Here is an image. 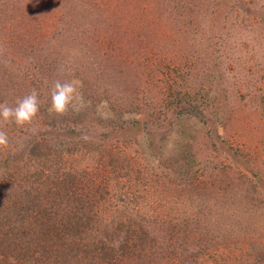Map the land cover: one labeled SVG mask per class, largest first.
<instances>
[{
	"label": "rangeland",
	"instance_id": "1",
	"mask_svg": "<svg viewBox=\"0 0 264 264\" xmlns=\"http://www.w3.org/2000/svg\"><path fill=\"white\" fill-rule=\"evenodd\" d=\"M57 79L83 107L48 111ZM32 89L33 124L3 128L0 264H56L9 238L12 203L81 218L61 263L264 264V0H0V103Z\"/></svg>",
	"mask_w": 264,
	"mask_h": 264
},
{
	"label": "trees",
	"instance_id": "2",
	"mask_svg": "<svg viewBox=\"0 0 264 264\" xmlns=\"http://www.w3.org/2000/svg\"><path fill=\"white\" fill-rule=\"evenodd\" d=\"M7 208H9L8 213H10L13 210L11 215L14 216L15 221L13 219L11 220V216H10L11 222L17 223L16 224V230H14L12 232V236L9 237L11 240L25 239L26 235H28V233L34 232V234L36 235L34 238L35 241H40L42 243L48 244V247L45 249V254L48 253V256L51 257L56 262V264H66V263L70 264V263L66 262L62 257H61L62 263H61V261H59L60 260V258H59L60 256L58 255L59 251H60V253H61V251H66L67 253H70L72 263H74L76 256L75 257H73V256H74V253L77 251L76 243L83 244V242H85V240H86V237H84V236H86L84 229L81 230L79 227L80 226L79 221L81 218H79L78 223H75V225L73 227H71L70 231H64L65 228H62L64 226L63 222L59 221L60 224L56 225L54 217L52 218V220L49 218H44L45 219V221H44V220H42V218L38 219V217H37L38 213H37V215L33 219H31L32 215L29 213V210H28L29 207L25 204H22L20 207V212L23 214H21L19 212H15L14 209L18 208V205L16 203H12V204L7 205ZM43 215H44V213H43ZM3 218L5 219V216H3ZM35 221H36V224L34 225ZM6 224L7 223H2V226L4 227ZM32 226L34 227V229L32 231H30ZM7 230H8V228L5 231H7ZM6 234L2 235L1 238H4ZM64 236L69 237L71 239V243L59 242L61 239L65 238ZM7 238L5 240H7ZM1 240H3V239H1ZM45 241H47V242H45ZM102 241H103V239L100 241L99 244L97 242L92 243L90 245V247L93 249L92 246L94 244V249L97 250L98 253L100 255H102V257L110 256L112 254L110 252L111 249L108 248L105 241H103V242ZM57 242L60 243V247L56 244ZM43 245L45 246V244H43ZM43 250H44V247H43ZM90 251H93V250L86 249L83 251L84 257L86 259H87V256H88ZM31 257L34 258V255L31 254ZM105 261H107V263H108L109 262L108 258H106ZM42 264H44V262Z\"/></svg>",
	"mask_w": 264,
	"mask_h": 264
},
{
	"label": "clouds",
	"instance_id": "3",
	"mask_svg": "<svg viewBox=\"0 0 264 264\" xmlns=\"http://www.w3.org/2000/svg\"><path fill=\"white\" fill-rule=\"evenodd\" d=\"M80 86L75 80H55L50 93L51 102L48 111L56 116H62L69 111L70 106L73 110H77V102L83 107V95L78 91ZM39 109L40 98L36 89H32L22 98H17L15 106H10L6 101L0 103V149L9 146V138L3 128L13 124L21 129L28 128L33 124ZM84 138L87 139L86 136Z\"/></svg>",
	"mask_w": 264,
	"mask_h": 264
}]
</instances>
